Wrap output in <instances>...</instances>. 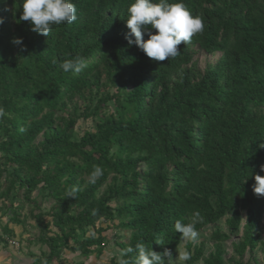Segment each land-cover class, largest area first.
<instances>
[{"label":"trees","instance_id":"16d2710c","mask_svg":"<svg viewBox=\"0 0 264 264\" xmlns=\"http://www.w3.org/2000/svg\"><path fill=\"white\" fill-rule=\"evenodd\" d=\"M132 2L73 0L78 19L45 37L20 21V0H0L2 245L15 236L10 225L31 219L38 236L27 241L28 264H57L66 251L98 258L109 229L127 235L111 240L119 251L144 242L173 254L175 221L188 223L198 211V231L226 217L228 233H212L213 251L202 258L197 247L186 264H242L258 247L264 254V196L253 192L255 175L264 177V0H183L204 29L165 61L128 44ZM197 51L220 57L201 72L192 62ZM76 56L87 67L63 72L59 63ZM76 101L87 103L78 115ZM110 102L115 111L105 114ZM77 119L92 121L94 131L75 140ZM96 165L103 175L93 182ZM72 186L76 198L66 199ZM89 229L96 238H84ZM240 229L231 244L237 260L226 262L221 243ZM31 244L43 248L39 255Z\"/></svg>","mask_w":264,"mask_h":264},{"label":"clouds","instance_id":"9594fccd","mask_svg":"<svg viewBox=\"0 0 264 264\" xmlns=\"http://www.w3.org/2000/svg\"><path fill=\"white\" fill-rule=\"evenodd\" d=\"M19 7L22 9L20 21L29 22L31 31L45 37L49 36L54 25L71 24L78 19L73 0H20ZM3 22L0 18V24ZM126 27L130 30L125 37L130 46L135 44L154 61H165L179 55L178 45H187L196 34L202 33L204 23L202 17L187 9L183 0L176 3H170L169 0H133L127 8ZM145 34L149 36L146 41L143 38ZM12 43L22 45L23 41L22 38H14ZM56 63L53 60V64ZM59 67L65 73L79 74L87 64L83 57L76 56L63 60ZM3 115L4 110L0 108V116ZM20 131L24 129L21 128ZM261 171H264V165L261 166ZM102 175L103 169L96 165L90 178L94 182ZM254 179L253 192L264 196V177L255 175ZM78 190L76 186L70 187L66 191V199H75ZM92 214L95 215L96 210ZM200 223H203V217L198 211L192 213L188 223L176 220L174 228L176 233L181 234L180 243L195 242L200 236L197 230V224ZM177 251L178 256L174 259L171 250L166 249L160 254L147 248L144 242H137L134 247L129 246L119 251L116 264H186L192 257L187 248Z\"/></svg>","mask_w":264,"mask_h":264},{"label":"rangeland","instance_id":"374dc122","mask_svg":"<svg viewBox=\"0 0 264 264\" xmlns=\"http://www.w3.org/2000/svg\"><path fill=\"white\" fill-rule=\"evenodd\" d=\"M219 57H220L219 53L213 54V55H207L203 52L197 51L192 62L195 65L197 70L203 72L204 69L208 65L215 64V62L219 59ZM106 91H108L109 93H113L114 88H110V86L109 87L106 86ZM76 104L79 108V111L76 113V115H78V113L82 112V107L85 106V104L87 103L76 101ZM71 107L72 105L69 104L67 108L71 109ZM113 111H115V107L113 106L112 102H110L108 103V108L107 110L104 111V113L108 114ZM67 115L68 113L67 114L57 113V116L67 117ZM69 115L72 118L76 117V115H72V112H69ZM93 125L94 123L90 120L83 121L81 119H77L76 125L73 129L74 131L73 138L75 140H78L85 132H93L94 131ZM40 141H42V137H38L36 140V143ZM104 189H105V186H103L99 190L97 197H99V195H101L104 192ZM1 203L2 202L0 201V207L2 205ZM114 206L115 204H111V207H114ZM26 212H27L26 209L22 210V215L24 216L25 219H26L25 217ZM244 218H245V214L241 213V220H242L241 226L243 225ZM225 219L226 217L219 220L216 224L212 226H207L204 229H201L199 231L200 236L195 242L186 241L184 243H179L177 249L179 251H183L185 248L189 246L190 252L192 253L195 251L197 247H200L202 248V251H203L202 258H205L208 253L213 251L214 243L211 241L210 235H212V233L214 232H218L220 234L228 233L227 227L225 225ZM1 221L8 222V219L2 218ZM116 224H117V221L114 222V225ZM107 226L108 224L102 222L100 223L98 227L99 229H105ZM261 227L263 229L261 231L262 236H263L264 235V221L262 222ZM10 228L13 229V231L15 232V236H13L15 239L13 238L8 241L9 247L8 246L4 247L2 245V242L0 241V264H28L30 262V259L27 255L28 250L25 249L27 245V241L37 238L38 230L34 226V222L31 219H28L22 227H16V226L10 225ZM0 234H1V231H0ZM101 234H102L101 236H104L106 238V243L103 246V253L100 257L96 258L95 255H91V256L84 258L78 255L70 254L68 251H66L68 257L65 256L64 255L65 252H63L62 254L63 256L61 257V260L58 261L57 264H109L110 259L112 258L116 259L119 256V249L113 244L111 240L114 239L115 237H120V238L125 237V236L127 237V235L121 234L120 231L118 230H115L114 232V230L112 229L105 230ZM89 236H93L94 238H96L97 237L96 230L89 229V231L85 233L84 238H88ZM241 237H242V229H240L239 233L230 234L229 240L221 243L223 247V251H224L223 258L226 262L229 261L230 259L232 261L237 260V258L233 256L231 244L234 242L240 241ZM8 238L5 237L4 235L2 236V239L4 241H6ZM42 249L43 248H40L38 246H34L33 244H31V251L32 253H35V255H39ZM177 249L173 252L174 259L178 256ZM253 263L254 264H264V254L262 251H260L259 247L256 248V250L252 254H249L247 252L242 257V264H253ZM196 264H202V263L201 261H199Z\"/></svg>","mask_w":264,"mask_h":264}]
</instances>
